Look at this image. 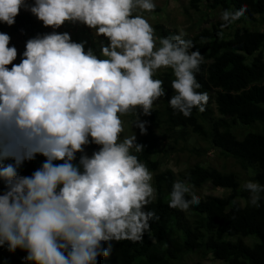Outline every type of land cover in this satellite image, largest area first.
Here are the masks:
<instances>
[{"label":"clouds","instance_id":"1","mask_svg":"<svg viewBox=\"0 0 264 264\" xmlns=\"http://www.w3.org/2000/svg\"><path fill=\"white\" fill-rule=\"evenodd\" d=\"M22 7L45 27L79 22L108 43L97 39V55L85 49L87 41L53 31L29 39L14 64L17 49L0 32V159L15 161L0 167V246L26 251L29 264H98L111 256L112 241H138L158 219L145 210L155 199L152 175L131 152L145 145L136 136L120 140V117L137 108L151 115L166 96L163 81L153 78L161 68L175 76L169 98L175 111L186 118L194 108L205 111L209 97L197 91L196 79L203 57L189 51L194 45L183 32L159 38L157 46L148 20L133 16L136 9L153 11L154 0H0V22L15 24ZM246 11L247 5L224 10L221 28ZM146 123L137 121L142 134ZM90 143L99 146L91 156ZM37 154L46 157L42 166L31 176L18 174ZM242 188L257 205L264 185L249 180ZM200 202L186 181L174 182L170 207L187 211Z\"/></svg>","mask_w":264,"mask_h":264},{"label":"trees","instance_id":"2","mask_svg":"<svg viewBox=\"0 0 264 264\" xmlns=\"http://www.w3.org/2000/svg\"><path fill=\"white\" fill-rule=\"evenodd\" d=\"M26 3L32 4L34 0ZM202 3L223 11H235L247 5L243 17L256 20L259 16L264 22V0H190L194 9H200ZM222 23L218 21L192 38H185L194 45L189 51L198 49L203 57L196 79L201 85L197 91L206 92L209 97L205 111L194 108L186 118L170 106L169 98L175 94L171 87L175 76L171 68H166L159 76H153L163 81L166 96H162L161 107H152L148 119L164 134L170 132L180 138L196 134L209 139L214 148L235 159L244 170L253 173L255 182L264 185V31L247 27L231 29V25L222 29ZM156 28L165 37L176 35L163 24H157ZM0 32L11 37L9 47L15 46L18 52L13 63L19 64L26 50L24 44L49 33L50 27H45L22 7L15 24L0 22ZM239 122L247 126L259 124L261 132H249L239 138L233 131ZM137 142L145 147L139 153L133 148L132 154L154 173L155 199L145 210L154 212L158 219L149 221L150 229L138 241H112L111 256L99 257L98 264H187L185 256L197 250L211 252L216 259H226L228 264H264V192L259 194L257 205L243 204L239 198L245 195L238 191V174L196 163L185 175L192 189L210 182L231 187L232 192L213 199L198 195L200 204L191 205L188 212L172 208L170 193L178 177L172 169L159 170L157 155L161 137L150 130L137 138ZM45 160L46 157L37 154L34 160L25 161L17 169L18 174L31 176ZM8 164L14 165L15 161L0 159V167ZM4 190V182L0 180V194ZM250 235L258 238L252 245L244 241ZM3 247L0 246V264H29L26 251L17 248L11 252Z\"/></svg>","mask_w":264,"mask_h":264},{"label":"rangeland","instance_id":"3","mask_svg":"<svg viewBox=\"0 0 264 264\" xmlns=\"http://www.w3.org/2000/svg\"><path fill=\"white\" fill-rule=\"evenodd\" d=\"M156 7L153 11H144L136 9L133 12V16H143L154 29L155 37L157 38V46H159V38L165 37L162 35L160 29L156 28L157 24H163L166 28H170L176 34L183 32L185 38H192L198 34L202 28H209L212 24L222 21L220 19L223 10L211 9L205 3L200 5V9H194L190 6V0H154ZM231 29H242L247 27L251 30L264 31V22L261 17H257L256 20H250L247 17H241L238 21L231 24ZM57 31L59 33L68 32L74 42L87 41L85 49L91 47L97 51L99 55L97 39L108 43L105 37L97 38L94 30L79 22H65L59 29H53L50 27V32ZM227 34L228 30H224ZM26 43L24 44V48ZM104 58V57H101ZM166 68L157 70L154 76H159ZM162 97L153 103V107H161ZM218 114V112H217ZM219 115V114H218ZM123 131L120 133V140L125 137L136 136L139 138L144 134L150 133V130H155L157 135L161 137L160 151L157 155L160 164L159 170L172 169L178 177V180L186 181L185 175L188 169L194 164L198 163L204 166H212L218 168L222 172L230 173L235 172L240 179V186L238 191L244 194L239 200L246 204L250 202V193L242 188V185L246 181H253V173L251 171L244 170L241 165L235 160L222 153L218 149L214 148L209 139H203L196 134H191L188 138H180L174 133L165 134L163 131L155 126V123L148 119V116H144L142 109L137 108L128 114L122 115ZM146 121V132L141 133L137 127V121ZM235 134L242 138L249 132L259 133L261 132V126L254 124L251 126L244 125L242 123H236L233 127ZM99 146L95 144H89L85 146V152L91 156L92 153L98 150ZM197 150V151H196ZM199 151V152H198ZM213 152L212 156L208 153ZM81 153H77V162ZM61 164V161H56ZM152 175L151 184L154 188V173ZM197 195H201L205 198H217L226 197L232 192V188L222 185H214L210 182L205 183L202 187L193 188ZM188 212V211H187ZM235 238V237H232ZM244 241L249 245L258 241L256 236L250 235L244 238ZM4 250L9 251L7 245L3 247ZM185 262L187 264H228L226 259H216L211 252L206 250H197L188 253L185 256Z\"/></svg>","mask_w":264,"mask_h":264}]
</instances>
